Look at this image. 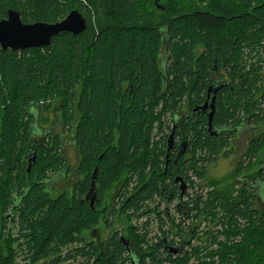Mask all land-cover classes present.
Here are the masks:
<instances>
[{
  "label": "trees",
  "instance_id": "16d2710c",
  "mask_svg": "<svg viewBox=\"0 0 264 264\" xmlns=\"http://www.w3.org/2000/svg\"><path fill=\"white\" fill-rule=\"evenodd\" d=\"M158 1L162 6L156 0H0L1 17L12 8L31 24L60 22L86 5L87 29L79 35L62 33L42 48L0 47V224L9 234L10 223L16 227L24 241L17 246L24 261L264 264V164L259 160L264 135L252 139L236 165V178L260 165L253 178L235 181L236 195L215 190L197 195L192 213L177 208L180 224L158 218L157 240L149 239L146 224L134 236L137 254H130L117 238L103 254L95 247L72 252L69 246L82 240L80 234L95 227L97 212L68 190L55 197L34 184L51 173L67 176L62 146L76 126L82 172L97 165L98 182L106 189L119 169L129 167L140 190L128 205L140 208L153 192L164 189L172 196L182 192V184L189 188V172L200 179L205 164L233 152L236 130L264 123V0H230L227 6L222 0H189L192 6L188 0ZM218 73L230 86L208 97ZM213 96L209 132L210 110L188 118L182 105L187 99L186 111L195 113ZM33 110L51 112L43 122L54 118L59 132L39 133L42 140L34 145L35 163L28 170L37 116ZM173 127L176 146L186 144L190 150L186 159H177V166L168 157L165 168ZM193 212L196 219L187 226L184 220L192 219ZM186 234L189 239L181 240ZM3 239L9 241L6 235ZM140 244L147 247L141 254ZM0 264H13L12 255H0Z\"/></svg>",
  "mask_w": 264,
  "mask_h": 264
},
{
  "label": "flooded vegetation",
  "instance_id": "af4514ba",
  "mask_svg": "<svg viewBox=\"0 0 264 264\" xmlns=\"http://www.w3.org/2000/svg\"><path fill=\"white\" fill-rule=\"evenodd\" d=\"M83 5V6H82ZM79 7L83 8L80 9L79 7L77 9H74L73 11H78L80 15L86 19L85 16V6L82 4ZM23 9V7L20 9V11ZM10 10H14L12 8H7L5 10V18L0 16V21L7 19V13ZM19 14L18 11H16ZM72 12V11H71ZM21 20V17H20ZM22 21V20H21ZM22 23H24L22 21ZM24 24H31V23H24ZM223 76L222 80H220L219 77ZM228 87L230 86L229 82L227 81L225 75L223 73L216 74V82L214 84V87ZM220 88V89H221ZM219 89V90H220ZM34 114L36 113V119H34V130L32 132V141H31V149L34 150L35 156H36V149L34 148L36 142L40 143L42 140V136L39 133H43L44 131H47L48 129L52 132V135H54V132H59V129H54L53 127V119L51 120V123L44 124L43 120L44 113L42 110L38 113V110L32 111ZM197 112V113H196ZM193 113V111H186L184 115H186L188 118H192L194 115L199 116V111H196ZM208 112V111H207ZM47 114V113H46ZM33 115V114H32ZM53 115V114H52ZM183 117V115H182ZM173 124H171L172 127ZM257 128V127H256ZM252 128V126L247 125L245 127H241L234 133V138L232 139V144L234 146V150L237 145H240L241 151H240V160L241 162L246 155L248 144L252 141V139L255 137V129ZM48 130V131H49ZM252 136V137H251ZM177 141L174 139L173 145L170 147L167 156L165 157V168H167L168 160L167 158L170 157V159L173 161V165L177 166V159L179 158H185L188 155L187 150L188 147L186 144H182L179 146H176ZM80 146L77 141V131L76 126L72 127L68 131V140L66 143H63L62 146V152L66 156V164H67V176H57L53 175L54 173L48 174L47 178H42L39 180V182H34L35 185L41 184V188H45L49 195L51 196H58L61 192L59 191V188L63 185H66V189L62 190V192L69 191L72 198L75 200L77 199L80 204L87 203L92 211L97 212V220L95 227H92L89 230H84L80 234V238L82 240L73 242L69 248L73 252L75 250L81 249V248H91L95 247L98 249V252L100 254H103L106 250V247L117 238V240L127 246L133 254L136 253V246H135V238L134 236L137 235V226L136 227H130L128 226L125 229H118L117 226H115V223L118 219L121 217H127V218H134L136 220H141L145 217H150L151 215L155 216L157 218H160V210L164 206V214L163 216H170V209L173 208L176 212L180 211L183 214H189L192 213L191 209L193 207V199L197 198V195H189L188 188H185L183 192L172 194V196H167L166 190L162 189L160 193L157 195L153 192L151 197L149 199H146L144 204L140 203V208H131L129 207L128 203L132 198L137 196L139 193V186L134 189V186L138 183V176L135 173H132L130 169H119L111 179V182L108 184V186L103 188L100 186L98 182V168L97 165H94L91 169V172H87L81 170L80 163H81V152H80ZM233 150V153H234ZM31 152V150H30ZM30 154V153H29ZM36 158V157H35ZM238 162V163H239ZM35 161L33 162V164ZM32 164V165H33ZM28 165V161H27ZM148 171V169H147ZM178 176H175V179H173V183L175 181H178ZM27 181V180H26ZM35 181H38V178H35ZM170 182V181H169ZM172 183V182H171ZM26 185L28 186L27 182ZM80 187H83L85 191L81 190ZM186 190V191H185ZM15 203L16 200H13ZM176 204L174 205L173 203ZM190 202L189 204H187ZM178 203V204H177ZM152 204L154 207H146V205ZM11 207L12 204H11ZM179 208V209H177ZM14 209V207H13ZM12 211V210H11ZM125 211V212H124ZM177 212V213H178ZM10 213H8L9 215ZM16 214V213H15ZM7 215V219L10 222H13V220ZM16 216V215H15ZM189 218L185 219L187 221ZM9 222V223H10ZM151 221L145 220L144 226L149 227V224ZM13 223H10L9 231L11 233L14 232L16 228ZM158 227V224H157ZM159 230V229H158ZM123 231V232H122ZM17 232V229H16ZM156 237V236H155ZM153 237V238H155ZM158 238H155L156 240L161 238V236H157ZM127 243V244H126ZM178 245V244H177ZM96 249V250H97ZM78 257V262H80V257ZM126 259V256H125Z\"/></svg>",
  "mask_w": 264,
  "mask_h": 264
},
{
  "label": "rangeland",
  "instance_id": "374dc122",
  "mask_svg": "<svg viewBox=\"0 0 264 264\" xmlns=\"http://www.w3.org/2000/svg\"><path fill=\"white\" fill-rule=\"evenodd\" d=\"M156 1H157V4L154 0L157 7L162 6V2H160L158 0H156ZM185 1L187 2V0H185ZM176 3L179 7L181 6L180 1H177ZM222 3L227 6V5H230L231 1L230 0H222ZM188 4L190 6L194 5L189 0H188ZM206 4L202 3V5H199V6H205ZM200 52H201V48L199 47V53ZM187 102L188 101L186 99L182 105V108L184 109L183 113H186L185 108L187 107V104H188ZM157 109L160 111L159 106ZM50 113L44 114V116H51ZM169 117L170 116H167V119H169ZM161 119H163V116L161 117ZM56 129L58 130L59 128L57 127ZM156 130H157V128L153 129V134H155L156 137L155 136L154 137L157 140L160 138V135L156 134ZM257 135H264V123L259 124L257 126V128L255 129V136H257ZM237 146L238 147H236V149L234 150V153L232 152L231 154H229L227 158L217 160L216 162H210L208 164H205L203 166L204 167L203 168L204 174H203L202 178L199 179V177H197L192 172L188 173V175L190 176L189 179L192 181L191 186L188 188L189 195L194 194V195H198V196H201V195L205 196L207 192L212 191V190L220 191V192L224 193L225 195H231V194L236 195V193L239 191V188L237 185H235V181H240V180L244 179L245 176H251L253 178L256 175L257 171L259 170V166H260L258 163L252 165L250 168H247L245 170V172L241 173L237 178L233 176L236 165L240 160L241 147H240V145H237ZM259 160H261L262 164H264L263 152L259 154ZM123 169H125V167ZM127 169H130V168L128 167ZM149 172H150V169L148 170V173ZM136 187H138V184H136L134 186V189ZM65 189H66V185H63L59 188V191L62 192V190H65ZM156 197H157V195H156ZM173 204L175 205L176 202ZM146 207H154V205L149 204V205H146ZM164 209H165V207L163 206L160 210V219L165 218V216H163V214H162V213H164ZM0 211H1V205H0ZM192 216H193L192 219L187 220V221L184 220V223L187 224V226H189V224L194 223V221L196 219L194 217V212H193ZM169 218L174 219L175 223H177V224L178 223L180 224V222L183 221V220H181L180 216L178 215V213L173 208L170 209ZM145 220L151 221V223L149 224V227L146 228V230L148 232L149 239L153 238L155 236H159L160 233L158 232V227H157L158 221H157L156 216L154 219L153 215H151L150 217H145L139 221L134 219V218L121 217L120 219H118L116 221L115 226H117L118 229H124V232L128 226H130V227H136L137 226V232L136 233L140 236L141 233L143 232L142 229H144ZM164 225H165V223H164ZM14 228H16V227H14ZM5 229H6L5 224L4 225L0 224V246H1L0 247V253H1L0 255H2V254L3 255H12L13 264H30V263L24 261L25 258L21 254V249L19 250L17 247V246L21 247V245H24L23 244L24 241L22 239H19L17 232H16V229L14 230V232L12 234L7 233ZM5 235H6V238L9 239L8 242H5L3 239V237ZM188 239H189L188 234L183 235L181 238V240H188ZM175 241L177 242L178 240L175 239ZM192 244H194V242H192ZM137 250H139V252L141 254L147 250V247L140 244V246L137 247Z\"/></svg>",
  "mask_w": 264,
  "mask_h": 264
},
{
  "label": "water",
  "instance_id": "95a60500",
  "mask_svg": "<svg viewBox=\"0 0 264 264\" xmlns=\"http://www.w3.org/2000/svg\"><path fill=\"white\" fill-rule=\"evenodd\" d=\"M86 29V20L78 11L70 12L62 21L54 24L42 22L24 24L21 22L19 14L14 10H10L7 13V19L0 21V47L4 51L8 49L12 51H19L27 48H42L48 46L52 38L57 37L62 33L79 35L85 32ZM220 88L221 86L210 87L207 91V96L210 97V94L215 95ZM214 102L215 98L213 96L210 102H206L204 105L195 108V111H201L202 113H205L208 109L210 110L207 115L209 132L213 131L211 119L215 109ZM174 127L167 140L168 149L172 146L174 141ZM34 161L35 152L31 149L28 159V170ZM181 189L182 192L185 189L183 184L181 185ZM189 203L190 202L187 204ZM127 250L131 254V250L128 247ZM174 252L176 251L174 250Z\"/></svg>",
  "mask_w": 264,
  "mask_h": 264
},
{
  "label": "bare ground",
  "instance_id": "6f19581e",
  "mask_svg": "<svg viewBox=\"0 0 264 264\" xmlns=\"http://www.w3.org/2000/svg\"><path fill=\"white\" fill-rule=\"evenodd\" d=\"M22 22V21H21ZM2 50V49H1ZM208 124V123H207ZM208 128V127H207ZM185 185V184H184ZM176 246V245H175ZM177 249H179V248H177Z\"/></svg>",
  "mask_w": 264,
  "mask_h": 264
}]
</instances>
